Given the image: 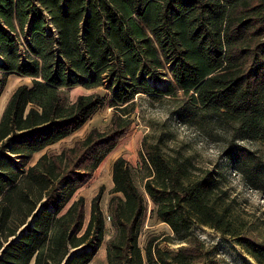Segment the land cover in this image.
I'll return each instance as SVG.
<instances>
[{
	"label": "trees",
	"instance_id": "trees-1",
	"mask_svg": "<svg viewBox=\"0 0 264 264\" xmlns=\"http://www.w3.org/2000/svg\"><path fill=\"white\" fill-rule=\"evenodd\" d=\"M13 74L32 84L13 92L0 119V264H90L105 234L103 188L86 228V201L74 197L133 126L138 96L182 93L181 119L202 115L264 145V0H0V98ZM79 86L108 93L68 103L65 90ZM105 106L113 108L106 131L32 164ZM229 149L231 158L248 155ZM141 156L157 218L189 247L165 251L154 238L143 253L147 199L119 157L109 264H192L197 226L234 237L264 264V242L234 228L216 171L146 140Z\"/></svg>",
	"mask_w": 264,
	"mask_h": 264
},
{
	"label": "rangeland",
	"instance_id": "rangeland-1",
	"mask_svg": "<svg viewBox=\"0 0 264 264\" xmlns=\"http://www.w3.org/2000/svg\"><path fill=\"white\" fill-rule=\"evenodd\" d=\"M167 82L168 79H165L158 85L166 88ZM31 84L32 78L15 74L9 76L0 98V119L13 92L21 85ZM65 91L70 104L80 95L108 93L106 86L91 90L79 86ZM183 98L182 93L177 97L138 96L133 126L101 164L93 178L76 193L74 199L84 197L86 201V228L90 221L92 201L103 188L101 209L106 222L105 234L101 246L95 248V256L90 264H109L107 244L117 236L111 201L117 195L113 192L112 167L119 157L129 162L134 183L147 199V212L138 239L143 253L148 242L154 238L165 251L177 252L183 247H189L188 244L175 241L172 229L157 218L155 205L145 192V183L152 170L141 156L144 140L148 144L159 145L167 156L186 157L201 169L216 171L221 185L228 191L229 196L225 197V201L231 205L230 217L237 233L248 234L264 242V145L235 135L221 122L211 121L202 115L187 121L181 119L178 112L184 104ZM112 114L113 108L103 107L77 133L36 154L32 164L44 153L59 154L64 148L72 147L77 141L85 139L94 128L106 131L111 125ZM238 145L248 155L242 157L236 154L233 158L229 157V148ZM196 234L197 247H200L198 254L201 255L192 264H259L235 243L232 236H223L205 226H197Z\"/></svg>",
	"mask_w": 264,
	"mask_h": 264
},
{
	"label": "crops",
	"instance_id": "crops-1",
	"mask_svg": "<svg viewBox=\"0 0 264 264\" xmlns=\"http://www.w3.org/2000/svg\"><path fill=\"white\" fill-rule=\"evenodd\" d=\"M3 114V113H2Z\"/></svg>",
	"mask_w": 264,
	"mask_h": 264
}]
</instances>
